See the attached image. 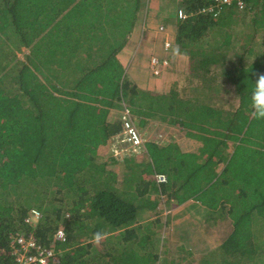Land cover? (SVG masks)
<instances>
[{
  "label": "trees",
  "instance_id": "16d2710c",
  "mask_svg": "<svg viewBox=\"0 0 264 264\" xmlns=\"http://www.w3.org/2000/svg\"><path fill=\"white\" fill-rule=\"evenodd\" d=\"M244 1L245 10L230 5L214 16L202 11L214 0H183L175 46L188 57V72L182 83L153 92L114 61L140 0H0V120L1 110L13 109L10 131L0 130V264L14 263L18 232L55 253L47 264H181L187 256L167 258L182 248L165 246L164 232L172 233L165 213L189 200L212 214L207 235L228 217L233 237L241 228L253 256L222 251L226 238L214 237L221 252L209 247L187 264H264V154L252 162L251 147L230 152L228 145L255 131L251 82L253 73H264V0ZM62 68L65 78L69 70L78 76L63 82ZM125 109L142 146L117 157L110 150L101 161L96 149L121 133ZM149 119L177 132L146 139ZM182 132L202 140L197 153L182 151L174 137ZM235 192L250 204L236 217L226 204ZM159 201L172 208L159 214ZM32 210L39 219L30 227ZM140 211L153 218L140 223ZM59 228L64 241L55 237ZM97 231L107 233L98 245Z\"/></svg>",
  "mask_w": 264,
  "mask_h": 264
},
{
  "label": "rangeland",
  "instance_id": "374dc122",
  "mask_svg": "<svg viewBox=\"0 0 264 264\" xmlns=\"http://www.w3.org/2000/svg\"><path fill=\"white\" fill-rule=\"evenodd\" d=\"M146 2V0H145ZM164 9L169 10V13L172 12V6L170 4H165L164 0H163V4H162ZM132 6H128V8H126V12L128 13L130 11V8ZM127 31L126 27L122 28V32L123 34ZM25 51V50H24ZM27 52V50L25 51ZM20 57L22 58V54H20ZM129 58V57H126ZM142 59H144L143 57H141ZM141 58L139 57L138 53H135L131 59L129 60V69L130 68H136V66L139 63V59L141 61ZM115 63L118 65H121L118 58H116ZM176 65H180V63L178 61H176ZM122 66V65H121ZM169 66V65H168ZM75 69L79 70V64H77V66L75 67ZM168 69V68H167ZM167 69H164L162 71V73L158 76L160 77L163 72ZM175 70H177V66L175 68ZM70 71V78L66 77L65 75L67 74V70L65 68H62L60 73L64 75L63 78V82H68L69 80H73L75 79L78 75L76 73H74V71L69 70ZM125 71V70H124ZM178 72L180 74V76H183V72L181 73V69H178ZM149 73L151 74L152 78H157L155 76L152 75L151 73V69L149 68ZM179 83H182V79L183 77L179 78ZM100 86H105V83H101L98 88H100ZM100 91V90H99ZM19 107V106H17ZM13 110V109H11ZM9 110H1V114L3 116V118L0 120V130H2L3 132H9L10 131V127H9V123L8 120L11 118L10 115L13 114V111ZM19 112V110H18ZM22 116V115H21ZM23 117L25 118H29V116L24 115ZM150 121L147 123V126L145 127V131L147 132V138L152 136V134L157 133L158 135L155 136L154 138H158L159 135L162 137V139L164 140H168L170 135H173V132H177L176 130L172 129V128H167L166 123H162L161 121H159L158 119H149ZM256 120V119H255ZM249 121L253 122V118L252 116H250ZM264 120H256L257 125H255V131L250 132L248 134L242 132L238 135L232 136V137H236L237 139H230L228 141V145L230 146L229 150L234 151V148L237 145L239 146V149L241 151H243L246 148L251 147L253 153L251 155V161L255 162L258 160V156L261 154H264V125H263ZM175 139H177L176 141L178 142V144L180 145V147L182 148L183 152H193V153H197L202 140L198 139H192L190 138L185 132L179 133V136L175 135L174 136ZM235 146V147H234ZM234 147V148H233ZM110 148V146H109ZM246 153L247 152H243ZM111 161V160H109ZM108 162V159H107ZM110 168L112 167V164H109ZM217 168V172H219V174L221 172H223L224 170V166L218 164L216 166ZM120 170L122 172V167L120 166ZM120 172V173H121ZM124 172H122L123 174ZM222 185V184H221ZM217 195H221V191L218 192L216 191ZM227 196H230L231 198L228 199L226 198ZM225 195L222 196V199H228L226 204L230 205L233 210L234 213L233 215L236 217L237 215H241L244 214L250 204L247 202H243V199L238 197L237 193H231L229 195ZM153 199L156 201V196L153 197ZM160 206V210H158L157 212L160 214L163 208H165V210L167 209H171L172 206L170 205V203L166 202L165 204H163V202H157ZM245 203V204H244ZM190 205H193L194 207H191L190 209H188V207H190ZM199 206L200 205L198 202H195L194 200L192 201H186V203L180 205L178 208H173L171 209V218H174V222H180V224L177 226V228H174L175 230L177 229V231L181 232V233H185L187 232V235H183V236H173L172 240H171V245L168 246V249L174 250V248L176 247H181L182 251L179 252H171V254H169L170 256H167L168 259L170 260H177V256L176 255H183V251H185V249L188 251V253L190 255H197L200 253L205 252L206 249H209L207 251H209L211 249V251L209 252L210 254H214L216 252H221V249L218 246V243L213 245V238L215 237L216 239L219 240H223L224 238H226L225 243L226 245L222 248V251L228 252V250H232L230 252H235L237 253L236 256H248V254L250 253L249 248L251 247L250 244L246 241V239L244 237L241 236V228L237 230V236L233 237V227H232V221L230 218H226L224 221L220 222L217 225V232L215 234V236L211 237L209 235H207V233L205 232L204 228H205V223L206 226H213L212 225V219L210 218V216H212L211 213H208V210H206V212L204 214L198 212L199 210ZM245 206V209L247 210H243V207ZM206 208V206H204ZM149 217H146L145 214H143V218L144 219H150L152 218V213H149ZM143 218H141L143 220ZM139 220V222H141L142 220ZM209 223V225H208ZM253 227H257V225H252ZM259 228V227H258ZM190 229H193L192 232H190ZM172 230V235H174V233H176V231ZM203 235V236H201ZM233 237V238H232ZM220 249V250H219ZM250 256H253V251H251ZM200 256H187L186 259H182L180 260L182 263L181 264H187V262H190V260H197ZM214 257V256H211ZM201 262V260H200ZM199 262V263H200ZM198 263V264H199ZM196 264V263H195Z\"/></svg>",
  "mask_w": 264,
  "mask_h": 264
},
{
  "label": "crops",
  "instance_id": "0c3cea01",
  "mask_svg": "<svg viewBox=\"0 0 264 264\" xmlns=\"http://www.w3.org/2000/svg\"><path fill=\"white\" fill-rule=\"evenodd\" d=\"M183 0H164L165 4H170L172 6V12L164 9L162 4L163 0H140L139 10L137 13V20L131 32L127 33L128 39L124 46L118 51L117 57L120 64L122 65L124 75L127 79L135 83L139 88L144 90H149L153 92H165L171 86L172 83H179V78L183 77L186 72H188V57L176 48V34H177V23H178V13L181 10ZM259 27V24H257ZM262 32V31H261ZM165 42L170 43V50H164ZM138 53L141 61L136 68L129 69V60L131 57ZM152 56L167 57L170 59V66L167 70L163 72L160 77L152 78L149 73V61ZM129 57V58H126ZM176 61L180 65H176ZM177 66V70H175ZM181 69L183 76H180L178 69ZM180 84V83H179ZM113 110H110V113ZM109 120L113 121L109 116ZM96 156L101 159V161L107 162V158L110 157L109 144H103L96 149ZM194 207L190 205L188 209ZM204 206H199L198 212L204 214L206 212ZM144 211L139 212V220L143 218ZM166 214V221L170 222L171 230H175L180 222H174L171 213ZM149 217V212L145 214ZM153 218V217H152ZM142 220V219H141ZM144 219L140 223L146 222ZM206 227V223L204 224ZM167 232H164V238H167L168 244L166 247L171 245L172 234H169L170 227L167 228ZM193 230V229H192ZM177 231V229L175 230ZM169 234V235H168ZM117 238V235H115ZM203 236V235H201ZM104 241V240H103ZM117 241V240H116ZM112 240L110 239V242ZM110 247V244H109ZM115 247V246H114ZM177 256V255H176ZM180 256V255H179ZM182 256H207L205 253H200L197 255L183 254Z\"/></svg>",
  "mask_w": 264,
  "mask_h": 264
},
{
  "label": "built area",
  "instance_id": "2783aa9c",
  "mask_svg": "<svg viewBox=\"0 0 264 264\" xmlns=\"http://www.w3.org/2000/svg\"><path fill=\"white\" fill-rule=\"evenodd\" d=\"M234 5L237 10H245L244 0H214L212 5H208L202 11L207 14L218 15L226 6ZM183 13H178V18H182ZM170 47L169 42H165L164 49L167 51ZM169 65L167 58H160L152 56L149 61V67L152 75L158 77L164 69ZM122 131L117 136L110 140V150H112V157L121 156L129 150L133 151L135 146H142V139L138 134L136 126L132 121V116L129 110L125 109L122 117ZM157 181L163 183L164 177L158 176ZM30 216L25 220V224L33 226L39 219V213L35 210L30 211ZM61 225V223H59ZM58 240L64 241V231L59 228L55 234ZM11 245L13 248L14 263L13 264H47L51 256H54L51 250L39 245L32 235L24 233H15L11 238Z\"/></svg>",
  "mask_w": 264,
  "mask_h": 264
},
{
  "label": "clouds",
  "instance_id": "9594fccd",
  "mask_svg": "<svg viewBox=\"0 0 264 264\" xmlns=\"http://www.w3.org/2000/svg\"><path fill=\"white\" fill-rule=\"evenodd\" d=\"M170 48L171 46L168 48L167 51H169ZM167 60L170 66V59L167 58ZM169 66L167 68H169ZM253 75L255 76V80L251 82L252 88L249 97L250 115L253 119L264 120V73H253ZM106 238L107 233L97 231L92 235V242L98 245Z\"/></svg>",
  "mask_w": 264,
  "mask_h": 264
}]
</instances>
